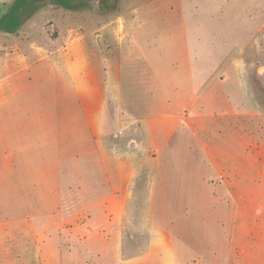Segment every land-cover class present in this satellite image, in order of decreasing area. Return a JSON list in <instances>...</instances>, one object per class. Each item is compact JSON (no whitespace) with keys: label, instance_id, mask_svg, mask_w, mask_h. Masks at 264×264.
Returning a JSON list of instances; mask_svg holds the SVG:
<instances>
[{"label":"rangeland","instance_id":"obj_1","mask_svg":"<svg viewBox=\"0 0 264 264\" xmlns=\"http://www.w3.org/2000/svg\"><path fill=\"white\" fill-rule=\"evenodd\" d=\"M12 1L0 0V17ZM108 4L109 11L100 10L98 0L74 11L48 6L17 33L0 32V105L8 98L7 109L19 122L13 138L0 133V264H227V219L219 209L201 210L194 198L227 196V179L239 174L231 172L240 164L239 152L247 144L254 150L264 124L166 99L152 115L137 108L138 116H149L146 127L105 124L97 142L95 119L102 116L96 112L107 119L112 109L99 108L96 102L104 96L92 91L88 156L73 158L65 125L51 130L49 117L62 122L70 114L72 89L70 80L69 93L64 87L63 58L80 52L94 66L93 87L107 83L111 70L104 64L112 60L119 64L112 76L121 79L114 86L126 97L132 55L137 77L146 68V80L155 75L169 97L189 94V75L195 81L205 77L198 73L212 72L208 84L212 93L224 95L215 103L220 105L227 86L238 90L242 50L227 44V23L239 25V5L227 0ZM250 47V84L262 85L264 60H256L255 53L264 55V45ZM151 81L148 90L156 83ZM108 97L109 103L111 92ZM133 138L137 143L129 146Z\"/></svg>","mask_w":264,"mask_h":264},{"label":"crops","instance_id":"obj_2","mask_svg":"<svg viewBox=\"0 0 264 264\" xmlns=\"http://www.w3.org/2000/svg\"><path fill=\"white\" fill-rule=\"evenodd\" d=\"M248 1L227 0V5L231 4L237 6V8L239 5L241 11L239 14V25L227 23V44H239L242 50L241 59L243 62H241L238 74V90H232L231 86H227V98L224 97L226 101L224 99L220 105H215V103L223 94L212 93L211 86L208 84L209 77L213 75L212 72L198 73L199 76L204 75L205 77L203 79L197 77L195 81H193L192 76L189 75L187 78V84H190V89L188 90L189 94H176V98L169 97L164 92L162 84L155 75L153 81L146 80V68L143 69L144 72H139L140 74L137 77L136 69L134 68L135 62L133 63V60L130 58L132 55H129L127 56L128 75L124 80V82L126 81V84H124V91L127 95L125 97L121 94V87H119V85L114 86L115 82L121 80L119 79V74L116 79L112 76L114 70L117 71L119 68L118 62L110 60L109 63H105L104 66H107L111 70V77L105 85L96 83L93 87L89 71L94 73V66L92 62H89L91 60H82L83 56H86L84 54L87 53H67V57L63 58L66 62L65 68L67 73L64 78L66 83L64 87L66 91L68 90V93L69 90L72 89V92L69 93V108L66 109V112L70 114H68L67 117L65 115V119L63 118L62 122L59 121L60 119L56 120L55 117H49V123L53 124L51 130L55 129L56 124L65 125L67 131L65 139L70 141L69 146L73 150L69 151L73 153V158L74 156L79 158L81 156H88L89 119L87 113L89 103L91 104L95 97L93 93L97 95V92L100 93V96L105 97V95H103L105 93L107 96L106 99L101 97V100L96 102L97 105H100L99 108H104L106 105L112 109L110 113V115H112L110 116L108 113V116L106 115L107 119H105L104 113L102 114L99 110L96 112V117L102 116L100 119H95L97 126L96 135H98L96 137L97 142L98 139L99 141L101 139L100 130L104 129V127L109 124L126 123L127 127L134 124H141V126L146 127L144 125L150 120L149 116H138L136 114L137 108L142 107L149 112L151 110L152 115L155 109L159 110V108H163L162 100L166 99L175 102L188 100V102H192L193 104L197 103L200 109L209 106L218 108L225 111L220 114L227 115V119L228 116L233 118L238 116L245 124H264V77L262 85L256 83L255 86H252L250 84L248 67V59L252 58L248 53V51L251 50L250 45L255 44L257 49L260 45H264V0H251L249 6ZM247 7H250L248 13H246ZM253 7L256 9L255 16L252 13ZM231 38L233 40H229ZM53 54L50 53L49 55ZM93 55L98 57L97 54ZM255 55L256 60H264V55H260V53H255ZM99 61L101 62L102 69H104L102 59L99 58ZM152 73L154 74V72ZM74 74L77 76L76 78ZM224 76L223 79H219V81L224 80L226 77ZM259 76L260 73L257 69L256 77L258 78ZM58 78L60 79V76ZM69 80L70 89L68 87ZM98 81L99 80L95 79V82ZM147 81H151L152 83L156 82L155 85L153 83L154 86L153 88L151 87L152 90L146 89ZM138 82L140 85L137 87ZM92 91L94 92L92 93ZM109 92L112 93L113 98H111L108 103L107 99L109 98ZM235 92H237L238 95L234 94L233 96ZM160 101H162L161 107L156 106V103L159 104ZM7 105L8 98L0 105V133H2L4 139H7L9 136L13 138L14 134H16L14 129L19 125L17 118L12 117L10 114L11 111L7 109ZM225 106L229 109L232 108L235 112L231 113L229 110L226 111L225 109L227 108ZM182 122L184 121L182 120L181 123ZM145 130L146 128L142 133L144 136L146 134ZM244 132L246 135V130H244ZM133 133L130 130L127 132V134ZM54 135L55 132L52 136ZM158 137L160 136H157V138ZM238 137L241 138V140L243 139L240 134H238ZM248 138V135L245 136L243 141H248ZM258 139H260V142L256 143L254 150H249L248 144L246 143V149L239 152L241 158L240 164L233 165L231 168V172H239V174L237 178L233 180L227 179V196L194 198V201L200 204L199 208L201 210H204L205 207L209 211H218L219 209L227 219V264H264V134L260 135ZM136 143L137 140L133 138L129 140L128 145L133 146ZM6 144H8V142ZM8 148H15L14 150H16L17 147L11 144L8 145ZM231 154L234 157L237 155L236 153ZM228 168L227 166V171ZM180 199L181 197H176L175 202H179L178 200ZM181 200V203L185 202L184 199ZM209 203L217 204V206L210 207ZM181 210H183V208Z\"/></svg>","mask_w":264,"mask_h":264},{"label":"trees","instance_id":"obj_3","mask_svg":"<svg viewBox=\"0 0 264 264\" xmlns=\"http://www.w3.org/2000/svg\"><path fill=\"white\" fill-rule=\"evenodd\" d=\"M90 2L91 0H14L0 17V32L10 35L17 33L26 19L48 6L74 11L79 7H88ZM98 5L100 10L110 9L108 0H98Z\"/></svg>","mask_w":264,"mask_h":264}]
</instances>
